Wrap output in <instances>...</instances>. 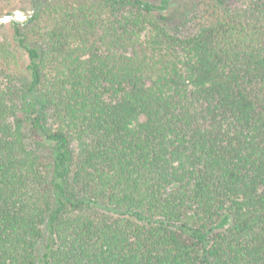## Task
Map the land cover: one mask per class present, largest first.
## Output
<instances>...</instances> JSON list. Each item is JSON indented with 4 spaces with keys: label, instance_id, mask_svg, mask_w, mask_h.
Returning <instances> with one entry per match:
<instances>
[{
    "label": "trees",
    "instance_id": "obj_1",
    "mask_svg": "<svg viewBox=\"0 0 264 264\" xmlns=\"http://www.w3.org/2000/svg\"><path fill=\"white\" fill-rule=\"evenodd\" d=\"M174 1L11 20L0 264H264V0Z\"/></svg>",
    "mask_w": 264,
    "mask_h": 264
},
{
    "label": "rangeland",
    "instance_id": "obj_2",
    "mask_svg": "<svg viewBox=\"0 0 264 264\" xmlns=\"http://www.w3.org/2000/svg\"><path fill=\"white\" fill-rule=\"evenodd\" d=\"M66 1V0H64ZM159 1V0H155ZM221 3L237 4L241 0H213ZM54 2V0H0V17L7 14H16L22 22H28L31 16H34L37 12L46 9L47 6ZM212 0H175L167 11L169 22L172 25H176L184 20L188 14H194L195 11L202 8H207ZM45 11L42 12V22L36 26L26 28L29 30V35L32 41H38L40 37L41 28L44 25L45 19L49 17ZM44 20V21H43ZM13 30L11 21H5L0 23V50L3 51L9 44L8 40L11 39ZM12 51L15 53L11 58V67L15 73L20 74L24 72V68L28 63V57L24 52L16 49L14 45H11Z\"/></svg>",
    "mask_w": 264,
    "mask_h": 264
},
{
    "label": "water",
    "instance_id": "obj_3",
    "mask_svg": "<svg viewBox=\"0 0 264 264\" xmlns=\"http://www.w3.org/2000/svg\"><path fill=\"white\" fill-rule=\"evenodd\" d=\"M11 21V20H16V21H21L20 18L16 14H7L3 17H0V23L5 22V21Z\"/></svg>",
    "mask_w": 264,
    "mask_h": 264
}]
</instances>
